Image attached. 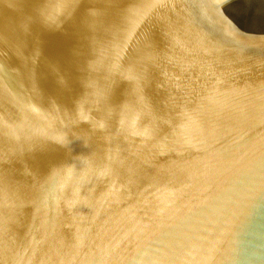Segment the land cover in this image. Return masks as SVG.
<instances>
[{
	"label": "water",
	"instance_id": "water-1",
	"mask_svg": "<svg viewBox=\"0 0 264 264\" xmlns=\"http://www.w3.org/2000/svg\"><path fill=\"white\" fill-rule=\"evenodd\" d=\"M0 264H264V0H0Z\"/></svg>",
	"mask_w": 264,
	"mask_h": 264
}]
</instances>
